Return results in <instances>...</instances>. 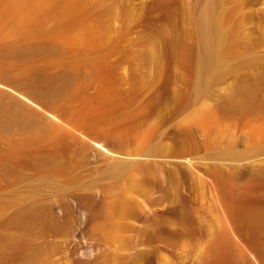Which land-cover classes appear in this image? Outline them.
<instances>
[{
  "label": "rangeland",
  "instance_id": "374dc122",
  "mask_svg": "<svg viewBox=\"0 0 264 264\" xmlns=\"http://www.w3.org/2000/svg\"><path fill=\"white\" fill-rule=\"evenodd\" d=\"M0 264H264V0H0Z\"/></svg>",
  "mask_w": 264,
  "mask_h": 264
},
{
  "label": "bare ground",
  "instance_id": "6f19581e",
  "mask_svg": "<svg viewBox=\"0 0 264 264\" xmlns=\"http://www.w3.org/2000/svg\"><path fill=\"white\" fill-rule=\"evenodd\" d=\"M206 14V13H205ZM209 51V50H208ZM212 56V55H211ZM214 56V55H213Z\"/></svg>",
  "mask_w": 264,
  "mask_h": 264
}]
</instances>
